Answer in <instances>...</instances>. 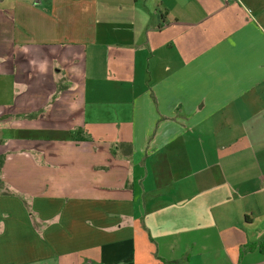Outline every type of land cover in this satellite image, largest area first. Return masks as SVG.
<instances>
[{"label":"crops","instance_id":"1","mask_svg":"<svg viewBox=\"0 0 264 264\" xmlns=\"http://www.w3.org/2000/svg\"><path fill=\"white\" fill-rule=\"evenodd\" d=\"M0 156V264H264V0H0Z\"/></svg>","mask_w":264,"mask_h":264},{"label":"trees","instance_id":"2","mask_svg":"<svg viewBox=\"0 0 264 264\" xmlns=\"http://www.w3.org/2000/svg\"><path fill=\"white\" fill-rule=\"evenodd\" d=\"M2 160H3V156H0V166L2 165ZM25 202V201H24ZM25 205L28 209V212L30 214V216L32 217L33 221H34V224L36 225V222H35V214L34 212L30 209L29 205L25 202ZM248 248V247H247ZM263 252H264V247L260 248Z\"/></svg>","mask_w":264,"mask_h":264}]
</instances>
